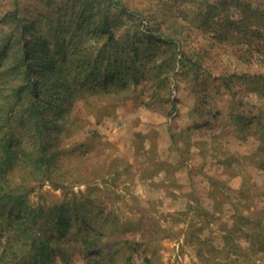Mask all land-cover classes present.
I'll return each instance as SVG.
<instances>
[{
  "label": "rangeland",
  "instance_id": "rangeland-1",
  "mask_svg": "<svg viewBox=\"0 0 264 264\" xmlns=\"http://www.w3.org/2000/svg\"><path fill=\"white\" fill-rule=\"evenodd\" d=\"M6 37L42 114L0 162L48 254L3 205L4 264H264V0H0Z\"/></svg>",
  "mask_w": 264,
  "mask_h": 264
},
{
  "label": "trees",
  "instance_id": "trees-1",
  "mask_svg": "<svg viewBox=\"0 0 264 264\" xmlns=\"http://www.w3.org/2000/svg\"><path fill=\"white\" fill-rule=\"evenodd\" d=\"M17 12V11H15ZM11 48V37L3 38L0 42V59L7 57V54ZM36 48V47H34ZM28 48L26 47L23 51L17 50L15 52L16 58L9 62L5 66V62L0 63V130L11 128V117L15 114H19V118L22 114H26L28 119V124L33 123L35 129L39 130V118L42 114L40 108V100L37 97L36 89H33L32 92H29V88L33 87L36 83L32 72L30 69L22 70L21 62L28 60ZM30 52V51H29ZM48 61L51 60V57H48ZM22 72L23 78L21 79L18 74ZM26 75V76H25ZM26 92V94H25ZM25 101L27 103H25ZM25 118H22V122H25ZM3 137L0 135V147L2 151L6 150L5 145L1 144ZM39 162H34V168L40 169L43 165L44 160L43 156L38 158ZM7 170L6 162H0V207L3 205L9 206L12 215V221L17 223L16 232L23 235V240L25 244L30 245L31 248L36 247L37 242L39 241L38 250L42 252L43 255H47L46 244L44 241H41V238L37 237V232L34 229V224L36 220L42 217L43 212L41 209H29L25 205L24 195L20 194L16 188L9 187L7 180L5 179V173ZM10 185V184H9ZM17 212V214H14ZM65 219L59 217L56 221L55 227L59 231L60 227L63 226L62 223H65ZM259 227H262V219L258 222ZM68 223L64 225V229L68 228ZM62 235L64 232L61 233ZM6 259L5 249L0 250V264H4Z\"/></svg>",
  "mask_w": 264,
  "mask_h": 264
}]
</instances>
